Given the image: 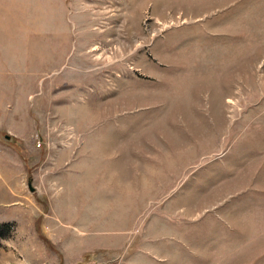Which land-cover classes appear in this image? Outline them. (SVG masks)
Here are the masks:
<instances>
[{
    "label": "rangeland",
    "instance_id": "374dc122",
    "mask_svg": "<svg viewBox=\"0 0 264 264\" xmlns=\"http://www.w3.org/2000/svg\"><path fill=\"white\" fill-rule=\"evenodd\" d=\"M0 264H264V0H0Z\"/></svg>",
    "mask_w": 264,
    "mask_h": 264
},
{
    "label": "water",
    "instance_id": "95a60500",
    "mask_svg": "<svg viewBox=\"0 0 264 264\" xmlns=\"http://www.w3.org/2000/svg\"><path fill=\"white\" fill-rule=\"evenodd\" d=\"M29 187H30L31 190H33V189L31 188V184L29 185Z\"/></svg>",
    "mask_w": 264,
    "mask_h": 264
}]
</instances>
